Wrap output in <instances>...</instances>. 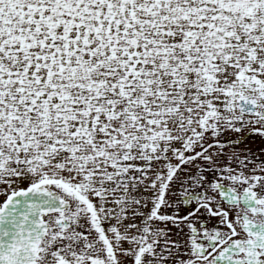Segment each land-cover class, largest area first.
<instances>
[{
	"label": "snow or ice",
	"instance_id": "6c2138e0",
	"mask_svg": "<svg viewBox=\"0 0 264 264\" xmlns=\"http://www.w3.org/2000/svg\"><path fill=\"white\" fill-rule=\"evenodd\" d=\"M0 264H264V0H0Z\"/></svg>",
	"mask_w": 264,
	"mask_h": 264
}]
</instances>
